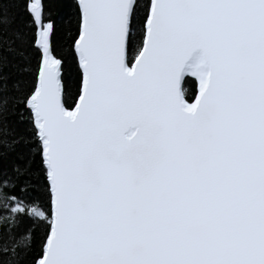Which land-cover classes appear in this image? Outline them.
Returning a JSON list of instances; mask_svg holds the SVG:
<instances>
[{"label": "snow or ice", "instance_id": "snow-or-ice-1", "mask_svg": "<svg viewBox=\"0 0 264 264\" xmlns=\"http://www.w3.org/2000/svg\"><path fill=\"white\" fill-rule=\"evenodd\" d=\"M25 4L40 59L17 102L50 199L10 211L47 225L33 264H264V0H75L74 107L45 2Z\"/></svg>", "mask_w": 264, "mask_h": 264}, {"label": "trees", "instance_id": "trees-1", "mask_svg": "<svg viewBox=\"0 0 264 264\" xmlns=\"http://www.w3.org/2000/svg\"><path fill=\"white\" fill-rule=\"evenodd\" d=\"M45 17L55 24L53 48L65 61L64 81L67 106L74 107L78 94L80 71L73 51L79 32V15L75 0H44ZM35 27L26 11L25 0H0V95L10 103L0 120L6 131L10 148L0 144V181L9 180L14 187L0 189V264H33L41 251L48 231L47 225L28 216H17L10 209L15 206L13 197L22 199L25 206L36 204L49 207L41 156L33 136L30 114L18 103L31 91L40 54L32 46ZM134 53L130 52V57ZM184 88L188 99L194 97L195 81L187 79ZM3 134L0 133V136ZM19 168L20 172L16 169ZM7 246L8 251L4 248ZM15 249V255H13Z\"/></svg>", "mask_w": 264, "mask_h": 264}, {"label": "water", "instance_id": "water-1", "mask_svg": "<svg viewBox=\"0 0 264 264\" xmlns=\"http://www.w3.org/2000/svg\"><path fill=\"white\" fill-rule=\"evenodd\" d=\"M79 33V32H78ZM78 37V36H77ZM73 51H74V49H73ZM74 54H75V52H74ZM75 57H76V54H75ZM196 84V83H195ZM196 87H197V85H196Z\"/></svg>", "mask_w": 264, "mask_h": 264}]
</instances>
